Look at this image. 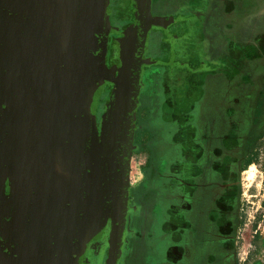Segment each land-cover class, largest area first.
<instances>
[{
    "label": "water",
    "instance_id": "1",
    "mask_svg": "<svg viewBox=\"0 0 264 264\" xmlns=\"http://www.w3.org/2000/svg\"><path fill=\"white\" fill-rule=\"evenodd\" d=\"M133 1L115 74L107 0H0V264H81L100 244L106 264H119L143 55L156 23L151 0Z\"/></svg>",
    "mask_w": 264,
    "mask_h": 264
},
{
    "label": "crops",
    "instance_id": "2",
    "mask_svg": "<svg viewBox=\"0 0 264 264\" xmlns=\"http://www.w3.org/2000/svg\"><path fill=\"white\" fill-rule=\"evenodd\" d=\"M178 1L177 10L171 12L173 0H151L156 23L146 39L143 60L147 71L144 74L142 69L137 112L142 106L141 95L152 99L154 109L145 127L154 131L147 132L143 142H136L132 158L139 175L132 182L130 172L134 210L121 264H159L162 254V264H238L241 238L246 239L241 213L238 221L232 220L235 216L211 213L218 208L221 188L229 178L227 164L241 167V179L243 171L261 161L255 147L264 139V107L249 120V132L227 116L234 114L227 113V104L234 105L236 99L228 92L236 86L230 59L242 41L244 23L257 15L254 10L259 0H202L200 8L194 1L189 5ZM183 13L189 15L178 22L175 16ZM197 20L202 21V28ZM177 24L180 26L175 29L185 26L188 34L170 32L168 39L173 44L166 46L168 40H159V33ZM192 38H197L193 45L197 49L189 45ZM179 100L183 110L177 111ZM166 107L175 113L169 115ZM159 115L163 122L176 125L178 134L161 131L154 122ZM227 121L235 126L227 127ZM184 129V136L178 138ZM164 134L173 137L172 143L162 140ZM164 152L170 159L159 157ZM161 160L169 170L166 176L158 173ZM185 181L194 187L188 196ZM258 221L256 235L248 241L252 250L246 264H264V231L259 227L264 223V204Z\"/></svg>",
    "mask_w": 264,
    "mask_h": 264
},
{
    "label": "flooded vegetation",
    "instance_id": "3",
    "mask_svg": "<svg viewBox=\"0 0 264 264\" xmlns=\"http://www.w3.org/2000/svg\"><path fill=\"white\" fill-rule=\"evenodd\" d=\"M191 1L197 3L195 6L201 7L202 0H185L187 5ZM176 3H179L178 0H173L171 12L177 10ZM174 6V7H173ZM200 9L196 10L195 12H199ZM256 17L250 20H247L244 23L242 30L240 31L242 34V41L236 47L234 51L233 59H230V62L234 64L235 72H236V80H235V90L228 91L229 93L235 94V101L234 105L227 104V113L228 110L231 113H234L233 116L229 117L236 119V123L239 127H241L244 131L249 132L248 123L249 120L253 119L255 111L264 107V0H259V5L257 9L254 10ZM187 13V12H185ZM178 14L176 15L177 21H181V19L185 18L189 14ZM107 19L109 24V43H108V54L106 58V64L109 68L115 65V74H117V69L119 67V55H120V43L119 41L123 37V33L125 30L128 29V23H132L134 25L136 21V7L135 2L133 0H107ZM176 22V21H175ZM180 24H177L174 27H170L167 30L169 34H166V31L160 32L159 40L162 39L163 41L168 40L165 42L167 44H173L170 41L169 36L171 35L170 32L177 31L182 33V35L188 34L187 27L179 29H175ZM182 31V32H181ZM175 35V34H173ZM165 46V47H166ZM171 46V45H169ZM170 50V49H169ZM150 55V54H149ZM172 55V53H171ZM231 55V52H230ZM148 55L145 54L144 59H146ZM151 56V55H150ZM144 74L147 71V67L143 68ZM146 77L144 75L143 83H145ZM113 86L106 83L105 88L102 91L100 98H99V105L96 109V119L97 124L100 127V116L98 117V109L103 104H107L110 99V95L112 93ZM142 106H140V110L137 112V123H136V131H135V139H134V146H136V132L139 129L138 120L146 121L153 112V103L152 99H143L141 96ZM229 103V100L227 101ZM143 119V120H142ZM238 119V120H237ZM227 127H233L231 122H226ZM145 131V132H144ZM150 133L149 130H143L144 134L147 132ZM136 149L134 148V151ZM134 154V152H133ZM227 173L226 176L229 177L224 184V187L221 188L222 194L220 195L219 201L217 203L218 208L213 210L211 214L213 215L216 211L221 212L224 216H235V219L238 221V217L240 216V202H241V167L236 164H227ZM244 165V164H243ZM242 165V166H243ZM183 181V180H182ZM185 187L187 188L186 195L192 193L193 186L191 183L185 181ZM209 194H213V192H209ZM132 187L130 185V194H129V205L131 208V214L133 213V205H132ZM189 207V206H188ZM216 212V213H217ZM215 213V214H216ZM130 224V222H129ZM229 225V223L227 222ZM129 233V225L127 228V235L125 237L124 243V250L120 259L119 264L122 263L123 255L126 248V242ZM106 235V234H105ZM103 235V236H105ZM108 240V239H107ZM104 241V239H103ZM104 245L100 244L99 246L94 247L90 253V256L84 257L81 264H106L107 257H108V250L103 248ZM98 253V254H97Z\"/></svg>",
    "mask_w": 264,
    "mask_h": 264
},
{
    "label": "rangeland",
    "instance_id": "4",
    "mask_svg": "<svg viewBox=\"0 0 264 264\" xmlns=\"http://www.w3.org/2000/svg\"><path fill=\"white\" fill-rule=\"evenodd\" d=\"M197 21H199L198 26L200 28H202V24H203L202 21L201 20H197ZM128 24H129L128 28L133 26V24L131 22ZM190 40H191V42L189 43L190 47L197 49L195 46H193V45H196L197 38L196 39L192 38ZM202 52H203V54L205 53L208 55L207 51H202ZM203 59H204V57L202 56L201 60H203ZM204 71L207 72L208 69H205ZM173 76H174L173 78L176 77L175 75H173ZM183 102H185V100H183ZM181 104H182V101L179 100L178 101L179 106L176 109L177 111L183 110V107ZM107 107H108V103L104 104V105L102 104L99 107L97 113H98V117L100 116V121L102 119V116L106 112ZM166 111L169 113V115H170V113L171 114L175 113V111L170 110L169 107H166ZM160 113H162V112L160 111ZM160 115H159V118L157 119V122L154 121L155 123H157L158 128L163 132L172 131L174 134H178V132H176L177 126L170 124V123L163 122ZM202 115H204V114L200 115L199 122L197 123L198 126L201 125V122H202L201 116ZM140 120H138L139 129L136 132V141L139 143L144 141L143 138L145 135L144 134L145 131L143 132V130L147 129L150 131V133H152L154 131V129L149 125H147L145 127V122L147 120L146 121H140ZM184 134H185V129H184V131L181 132V134L178 135V138L183 137ZM162 140L169 141L168 144H170L173 141V137L172 136L167 137V135L164 134ZM255 150H257V153L259 154L260 159H261V161H259V164L257 165V167H255L256 168L255 173L257 174L255 179L249 180L248 173H247L249 171V169H247L246 172L243 171V173L241 175L240 212H241V220H242V224H243L242 226L244 229V232H242V233L243 234L245 233L246 239H244L243 237L241 238V247L243 249L241 250V252L239 251L240 253L237 254L238 264H240V255L243 254V250H245V251L252 250V248L250 246L251 243H249L248 241H253L252 236L256 235V233L254 231L258 229V226L254 229V225H255V223L260 222V221H258V217L262 211L263 204H264V139L257 143ZM164 153H165L164 155L162 154V156H159V157H161V159H162V157H166L167 159H170L171 155L169 153L167 154L166 152H164ZM132 165H133V167L131 168V171H132L131 179H132V182H134L138 179L139 171H138L134 161L132 162ZM165 166H166V164L164 163V160H161L158 164V173H162L164 176H166V174H169V170ZM161 181L163 182L166 180L162 179ZM161 181L159 182V186H161V184H162ZM259 224H261V223H259ZM248 228H250V229H248ZM158 231L159 232L161 231L160 227H159ZM244 247H246V248H244ZM163 257H164V255L162 254L161 262L158 261V262H160L159 264H162V262L164 261Z\"/></svg>",
    "mask_w": 264,
    "mask_h": 264
},
{
    "label": "built area",
    "instance_id": "5",
    "mask_svg": "<svg viewBox=\"0 0 264 264\" xmlns=\"http://www.w3.org/2000/svg\"><path fill=\"white\" fill-rule=\"evenodd\" d=\"M264 230V223L260 226ZM250 251L243 250V254L240 255V264H246L249 259Z\"/></svg>",
    "mask_w": 264,
    "mask_h": 264
},
{
    "label": "bare ground",
    "instance_id": "6",
    "mask_svg": "<svg viewBox=\"0 0 264 264\" xmlns=\"http://www.w3.org/2000/svg\"><path fill=\"white\" fill-rule=\"evenodd\" d=\"M255 171H256V168H255V166H251V168L249 169V171L247 172L248 173V178H249V180H253V179H255V177H256V173H255Z\"/></svg>",
    "mask_w": 264,
    "mask_h": 264
}]
</instances>
